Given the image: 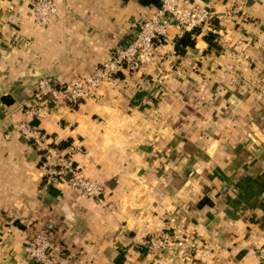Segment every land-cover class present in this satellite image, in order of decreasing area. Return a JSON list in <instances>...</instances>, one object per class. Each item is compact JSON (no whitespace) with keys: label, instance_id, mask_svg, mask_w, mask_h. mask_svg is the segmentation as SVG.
I'll return each mask as SVG.
<instances>
[{"label":"crops","instance_id":"crops-1","mask_svg":"<svg viewBox=\"0 0 264 264\" xmlns=\"http://www.w3.org/2000/svg\"><path fill=\"white\" fill-rule=\"evenodd\" d=\"M192 1L218 13L239 2ZM54 2L38 26L32 0H0V207L10 212L0 264H37L25 244L42 229L61 244L54 264H264V0L215 20L220 49L201 27L177 52L182 31L169 27L145 71L122 69L94 97L35 120L52 142L79 145L74 157L104 184L105 203L43 186L42 151L14 123L40 77L88 73L157 5ZM164 227L196 246L160 248Z\"/></svg>","mask_w":264,"mask_h":264},{"label":"built area","instance_id":"built-area-1","mask_svg":"<svg viewBox=\"0 0 264 264\" xmlns=\"http://www.w3.org/2000/svg\"><path fill=\"white\" fill-rule=\"evenodd\" d=\"M159 1L154 12L136 25L126 42L116 47L109 58L94 65L88 73L75 75L70 81L58 84L48 76L38 79L32 101L21 107L22 117L14 123V129L25 141L42 151L43 186L67 183L85 196L105 203L104 184L86 175L74 157L80 151L79 145L69 142L60 146L52 142L35 120L44 118L51 108L74 106L94 97L99 86L122 69L145 71L155 61L158 43L166 37L169 27L173 26L182 32L196 26L213 30V19H220L225 14L231 15L240 10L242 4V0H234L235 5L226 12L218 13L209 5L194 3L192 0ZM31 8L33 22L38 26L46 25L57 11L54 0H32ZM5 135L8 136L9 132ZM8 214L9 211L0 207V229ZM157 238L160 248L196 246L193 240L175 237L168 227L161 229ZM25 249L29 258L37 264H54V258L61 252V244L55 241L50 231L42 229L27 239ZM258 253L264 260V243L258 248Z\"/></svg>","mask_w":264,"mask_h":264},{"label":"trees","instance_id":"trees-1","mask_svg":"<svg viewBox=\"0 0 264 264\" xmlns=\"http://www.w3.org/2000/svg\"><path fill=\"white\" fill-rule=\"evenodd\" d=\"M140 3L142 4H155L159 5L160 1L159 0H139ZM216 19L212 20V24L215 23ZM201 30L200 26L194 27L192 30H184L180 35L175 37L174 40V47L177 52L183 53L187 47H193L194 46V36L192 34H198ZM204 39L208 43V49H215L218 50L220 49L219 43L216 41V33L212 31L211 29H208L205 31L203 35ZM66 141L60 143V145H66ZM204 199H200L199 203L201 204Z\"/></svg>","mask_w":264,"mask_h":264}]
</instances>
